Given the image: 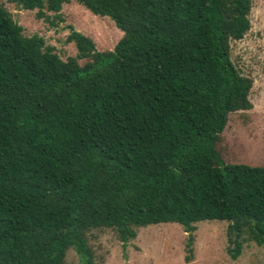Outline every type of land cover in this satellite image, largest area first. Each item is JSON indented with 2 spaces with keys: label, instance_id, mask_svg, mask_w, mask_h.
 <instances>
[{
  "label": "trees",
  "instance_id": "16d2710c",
  "mask_svg": "<svg viewBox=\"0 0 264 264\" xmlns=\"http://www.w3.org/2000/svg\"><path fill=\"white\" fill-rule=\"evenodd\" d=\"M10 1L47 19L70 0ZM74 1L121 31L111 50L70 28L61 59L0 2V264H94L92 230L125 244L158 223L185 232L186 262L198 221H226L231 260L243 234L264 245V166L216 149L251 108L229 56L251 0Z\"/></svg>",
  "mask_w": 264,
  "mask_h": 264
},
{
  "label": "rangeland",
  "instance_id": "374dc122",
  "mask_svg": "<svg viewBox=\"0 0 264 264\" xmlns=\"http://www.w3.org/2000/svg\"><path fill=\"white\" fill-rule=\"evenodd\" d=\"M0 2L23 35L42 37L61 59L75 54L73 43L66 40L70 28L91 38L99 51L111 50L122 34L109 17L94 15L74 0L62 4L58 14L44 12L47 19L38 17L35 9L24 10L10 0ZM248 18L250 28L240 40L230 42L229 56L240 73L252 79L251 108L228 114L216 149L223 162L264 166V0H251ZM226 224L223 220L196 222L188 262L184 259L186 234L176 223L135 228V237L125 244L111 229L92 230L87 243L94 264H263L264 245H256L246 234L239 256L229 258ZM63 264H81L74 249L66 251Z\"/></svg>",
  "mask_w": 264,
  "mask_h": 264
}]
</instances>
